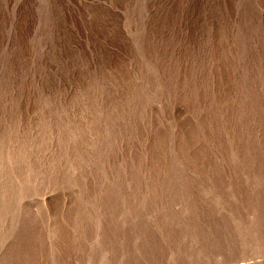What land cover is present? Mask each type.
<instances>
[{"label":"rangeland","instance_id":"rangeland-1","mask_svg":"<svg viewBox=\"0 0 264 264\" xmlns=\"http://www.w3.org/2000/svg\"><path fill=\"white\" fill-rule=\"evenodd\" d=\"M0 264H264V0H0Z\"/></svg>","mask_w":264,"mask_h":264}]
</instances>
